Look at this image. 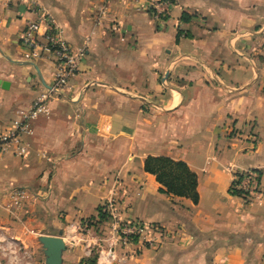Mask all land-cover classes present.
Returning <instances> with one entry per match:
<instances>
[{"label": "crops", "instance_id": "obj_1", "mask_svg": "<svg viewBox=\"0 0 264 264\" xmlns=\"http://www.w3.org/2000/svg\"><path fill=\"white\" fill-rule=\"evenodd\" d=\"M39 13L82 57L19 137L25 153L0 156V242L17 246L0 264H45L37 239L60 230L62 264H99L110 231L97 209L110 200L121 222L162 237L101 264H264V0H0V131L52 82L54 66L20 43ZM147 157L185 163L197 204L160 193ZM243 171L262 174L250 201L229 192Z\"/></svg>", "mask_w": 264, "mask_h": 264}, {"label": "built area", "instance_id": "obj_2", "mask_svg": "<svg viewBox=\"0 0 264 264\" xmlns=\"http://www.w3.org/2000/svg\"><path fill=\"white\" fill-rule=\"evenodd\" d=\"M10 1V0H6ZM22 1V0H20ZM138 2V0H135ZM155 11L154 17L160 21L168 16L169 4L159 1L152 6ZM100 14L104 10L100 9ZM263 49H264V28ZM21 46L31 52L34 57L42 58L54 66V73L51 84L33 101L30 109L26 113H21V118L14 121L10 127L0 131V156L14 150L18 155L25 153V147L21 145L19 137L22 134H31L29 123L40 116L47 115L49 104L57 99L68 89L70 81L75 77L82 52H74L64 38L63 31L52 22L48 14H36V19L27 22L20 36ZM231 189L239 190L245 197V201H250L253 196L258 195L256 176L251 171H243L237 174ZM238 182V183H237ZM13 197L22 199V194L15 193ZM8 211L9 208L7 207ZM101 212L107 216L109 221L110 238L107 248L100 250L97 262H116L123 261V256L115 255L114 247L120 244L133 242H146L154 245L155 237L161 238L162 231L157 226L147 225L138 221L121 222L114 210L112 200L106 202L101 207ZM88 230V223L81 227V231ZM17 246L11 240L0 242V253L8 257L10 252H14Z\"/></svg>", "mask_w": 264, "mask_h": 264}, {"label": "trees", "instance_id": "obj_3", "mask_svg": "<svg viewBox=\"0 0 264 264\" xmlns=\"http://www.w3.org/2000/svg\"><path fill=\"white\" fill-rule=\"evenodd\" d=\"M193 17V15L182 13L179 20L182 23H189ZM143 169L145 173L152 175L160 185V193L188 199L194 205L197 204V179L185 163L174 161L167 157H147L144 160ZM253 173L256 176V182L260 184L262 174L257 171H253ZM229 192L232 196L245 199L239 190L230 189ZM97 213L100 222H104L107 219V216L101 212V207L97 209Z\"/></svg>", "mask_w": 264, "mask_h": 264}, {"label": "water", "instance_id": "obj_4", "mask_svg": "<svg viewBox=\"0 0 264 264\" xmlns=\"http://www.w3.org/2000/svg\"><path fill=\"white\" fill-rule=\"evenodd\" d=\"M62 235L63 231L60 230L56 237L40 236L37 239L43 249L45 264H62V253L65 250Z\"/></svg>", "mask_w": 264, "mask_h": 264}, {"label": "rangeland", "instance_id": "obj_5", "mask_svg": "<svg viewBox=\"0 0 264 264\" xmlns=\"http://www.w3.org/2000/svg\"><path fill=\"white\" fill-rule=\"evenodd\" d=\"M264 51V50H263ZM105 223H107L106 224V226H103L102 228L103 229H101V228H98V231H104V228H109L110 227V225H109V221H108V219H106L105 221H104ZM63 231V230H62ZM97 257H98V254L96 253V252H94V255H92V260L94 261V262H96V260H97ZM92 262V261H91ZM93 263V262H92Z\"/></svg>", "mask_w": 264, "mask_h": 264}]
</instances>
